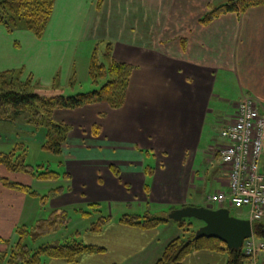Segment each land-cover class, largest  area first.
Returning <instances> with one entry per match:
<instances>
[{
	"label": "crops",
	"instance_id": "crops-1",
	"mask_svg": "<svg viewBox=\"0 0 264 264\" xmlns=\"http://www.w3.org/2000/svg\"><path fill=\"white\" fill-rule=\"evenodd\" d=\"M224 1L103 0L97 8V0H55L43 36L28 35L34 39L35 54L41 61L59 64L61 43L70 39H66L67 32L85 30L90 32L84 38L90 43L89 52L99 36V41L111 43L112 56L131 64L133 71L121 107L94 102L54 113L56 120L69 126L62 151L81 124L109 146H122L118 153L103 152L102 158L113 160L104 164L103 175L98 169L80 176L68 171L66 184L51 196L73 191V203L87 198L98 205L117 197L123 210L120 216L143 212L167 217L183 206H202L206 199L201 196L207 189L210 193L227 190V167L218 156L226 143L220 130L235 121L244 96L254 97L264 108V4L241 14L219 15L206 24L200 22L205 12ZM72 39L78 40V34ZM88 64L89 59L85 66L83 59L84 76ZM68 72L63 80L71 85L72 75H77ZM95 124L100 127L97 134ZM115 153L118 163H113ZM91 188L99 189L105 199L88 198L86 191ZM29 197L34 196L0 183V236L25 217ZM99 215L103 213L89 218L96 220ZM119 218L108 220L101 232L89 231L90 223L83 227L86 230L75 231L76 235L84 233V240L97 251L82 254L74 263L49 258L42 264H154L165 245L182 232L173 220L145 229L123 224ZM226 261L224 252L202 249L188 254L183 264ZM258 264H264L263 254Z\"/></svg>",
	"mask_w": 264,
	"mask_h": 264
},
{
	"label": "trees",
	"instance_id": "trees-1",
	"mask_svg": "<svg viewBox=\"0 0 264 264\" xmlns=\"http://www.w3.org/2000/svg\"><path fill=\"white\" fill-rule=\"evenodd\" d=\"M103 0H97L100 7ZM55 0H0V23H4L8 31L18 28L31 32L36 38H41L53 13ZM264 4V0H226L224 3L208 10L200 18L203 24L213 18L234 12L241 14L250 7ZM98 44H95L89 58L88 75L91 83L96 88L88 92H79L71 95L42 96L31 90L30 75L25 80L14 76V73L6 70L0 72V119L14 120L20 113L27 112L26 121L36 127H44L46 138L43 148L55 154L62 151V145L66 140L69 126L55 119L57 110H72L94 102H105L110 108L116 109L123 105L127 87L133 66L113 58L111 43L99 52ZM72 83V82H71ZM100 127L95 124L93 132L97 134ZM18 146L10 152H0V167L7 172L26 173L32 177L44 180L57 179L60 173L50 169L42 170L24 162V153L18 152ZM42 167V165H39ZM1 170V169H0ZM65 177L69 174L64 173ZM0 183L9 189L38 196L31 185H24L11 181L6 176L0 175ZM61 190V186L50 191L52 194ZM93 208L99 206L92 204ZM82 218H88L94 214L90 210L75 209ZM71 219L70 212L66 208H54L48 211L47 216L37 218L30 224H17L13 231L15 238L0 236V245H6L5 250H0V264H41L49 258L62 259L69 263L77 262L79 257L88 252L97 251L98 248L82 241L65 239L55 244H41L33 248L31 244L39 238L66 227ZM110 215H99L96 220L89 224L91 232H101ZM168 217H159L150 214L129 215L123 214L119 222L127 225L142 227L145 229L155 228ZM181 234L171 239L164 247L162 254L154 264H183L185 257L195 250L206 249L213 252H224L227 255L225 264H246L248 258L243 249L227 248L217 238L202 237L194 240V231L191 224L185 220L177 222ZM253 236L264 241V219L252 221ZM29 241V242H27ZM264 255V254H263ZM258 264V259H257Z\"/></svg>",
	"mask_w": 264,
	"mask_h": 264
},
{
	"label": "rangeland",
	"instance_id": "rangeland-1",
	"mask_svg": "<svg viewBox=\"0 0 264 264\" xmlns=\"http://www.w3.org/2000/svg\"><path fill=\"white\" fill-rule=\"evenodd\" d=\"M97 8L100 7L97 6ZM91 33L97 35L98 33H101V31H93ZM29 34L28 30L22 29V25H19L18 28L14 30L8 31L4 23H0V72L8 70L14 73V76L22 80H25L28 75H30L32 85L31 90L47 97L53 95H71L79 92H88L96 88V86L91 83L87 72L85 73V76L83 75V70L81 68L83 59L85 66V61H88L92 53V50L89 52V41L84 39L89 36L90 32L85 30L77 32L74 30L71 33V31H68L66 39H71L72 36L75 37V35L78 34L81 41L79 39H68L67 41H63L61 43L63 49L62 57L60 58L59 64H57L56 61V64L53 65L48 64L47 60L41 61V58L35 54L36 47L33 43L34 39H31L28 36ZM99 38V36L98 38L96 37L95 44H98L100 49L99 52H101L109 41L103 39H100L99 41ZM69 50H72L71 55L69 53L67 54ZM88 54L89 58H87ZM51 58L52 55L48 60ZM68 59H70V61ZM73 66L74 71L72 70ZM75 71L77 76L73 74ZM67 72L73 74L71 82L74 81V83H71V85H68L67 82L63 80ZM73 76L76 78H73ZM26 115L27 112L20 113L14 120L11 121L0 119V152L7 153L18 146L17 151L19 153L25 150L23 159L26 164L35 168H40L41 171L46 168L56 171L60 173L61 176L57 179L44 180L32 177L26 173L7 172L0 167L1 176H6L11 181H16L24 185L31 183V187L38 194V196L29 197L30 199L26 205L27 208L25 217L23 216V218H21L22 220L20 223L30 224L37 218L47 216L48 211L61 207L62 205H64L63 208L69 210L71 216V219L66 227L39 238L35 241V243L33 242V244H31V247L36 248L41 244H55L62 242L65 239L72 238L87 244L83 237L84 233H82L86 229L83 227L92 223L94 221V217L82 218L74 210L86 209L92 211L93 213H98L100 211L103 215H111L112 218H119L121 217L120 215L123 213V210L118 204V198L110 197L108 200L98 202L100 203L99 206L93 208L91 203L92 200L87 198H84L81 202L76 200L75 203H73L72 198L75 195L73 191L70 193L65 192L64 195L49 196V198L42 197L47 196L48 193L55 188L66 184L67 180L65 179L67 178L64 176V173H68V171L80 176L83 174L92 175L94 174L95 169H98L103 175L105 171L104 164L107 165L109 162L113 161L107 156L102 158L104 155L103 152L110 153L116 150L114 152L118 153L122 145L114 144L109 146L104 139L96 138L91 133L89 128H87L88 126H86V124L83 126L80 123V131H78V133L73 137L68 135V138L70 137L67 143L68 148L64 149L60 155L55 154L42 146L46 138L45 128L29 124L26 121ZM73 122H76V120L73 119ZM81 132L84 134L82 135ZM114 140L115 137H113V141ZM99 150H101L102 153ZM112 156L115 157L113 163H118L119 160L117 158V154H112ZM95 157H100L102 159L96 160ZM39 165H42V167ZM87 185H89V183ZM98 190L99 189L93 190V188H91L89 191H86L87 197L92 199H98L97 197H101L100 199H105L102 198L104 197L103 193ZM208 194H210L209 189L202 194L201 198L206 199L205 197ZM204 201L201 202L202 206H208V203H205ZM228 208L230 209L231 215L243 219L248 218V212L244 211L245 209L235 208L230 205ZM140 214L143 215V212H140ZM159 214L160 216L163 215L162 213ZM92 216H94V214H92ZM187 222H190V220ZM191 222V228H196L201 225V222L199 221L191 220ZM82 228L84 229L80 231L82 234L76 235L75 231L77 229L81 230ZM6 231L7 234H1V237L4 239L10 238L11 241H13L15 238L14 231L11 229L8 230L7 228L3 230V232ZM6 248V245H0V250H5ZM1 264H7V262L2 261Z\"/></svg>",
	"mask_w": 264,
	"mask_h": 264
},
{
	"label": "built area",
	"instance_id": "built-area-1",
	"mask_svg": "<svg viewBox=\"0 0 264 264\" xmlns=\"http://www.w3.org/2000/svg\"><path fill=\"white\" fill-rule=\"evenodd\" d=\"M219 135L226 141L218 156L227 167L228 188L208 194L206 202L245 209L251 221L264 219V108L259 101L244 96L237 105L235 121ZM242 249L246 264H257V257L264 254V241L252 236Z\"/></svg>",
	"mask_w": 264,
	"mask_h": 264
},
{
	"label": "water",
	"instance_id": "water-1",
	"mask_svg": "<svg viewBox=\"0 0 264 264\" xmlns=\"http://www.w3.org/2000/svg\"><path fill=\"white\" fill-rule=\"evenodd\" d=\"M170 220L180 222L191 220L201 222L195 231L193 239L217 238L227 248L239 249L243 242L253 236L252 221L238 218L230 213L227 207L211 208L208 206L187 205L168 213Z\"/></svg>",
	"mask_w": 264,
	"mask_h": 264
}]
</instances>
